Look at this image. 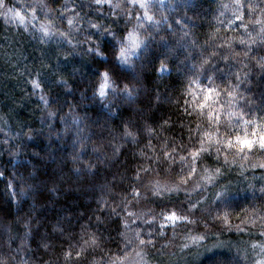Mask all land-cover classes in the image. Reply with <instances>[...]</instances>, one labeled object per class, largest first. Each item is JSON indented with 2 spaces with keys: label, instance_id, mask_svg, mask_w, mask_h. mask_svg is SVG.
I'll return each mask as SVG.
<instances>
[{
  "label": "trees",
  "instance_id": "obj_1",
  "mask_svg": "<svg viewBox=\"0 0 264 264\" xmlns=\"http://www.w3.org/2000/svg\"><path fill=\"white\" fill-rule=\"evenodd\" d=\"M40 1L34 23L51 35L16 25L44 49L24 80L0 82V262L169 264L188 250L184 264H251L264 245V150L206 142L195 164L191 154L205 132L264 126V0H163L141 26L125 6ZM134 28L144 43L124 67L119 42ZM207 88L219 124L193 110Z\"/></svg>",
  "mask_w": 264,
  "mask_h": 264
},
{
  "label": "rangeland",
  "instance_id": "obj_2",
  "mask_svg": "<svg viewBox=\"0 0 264 264\" xmlns=\"http://www.w3.org/2000/svg\"><path fill=\"white\" fill-rule=\"evenodd\" d=\"M159 1H163V0H99V2L98 0H94L97 6L107 7L111 10L122 9V7L125 6L128 12L133 11L134 26L137 25L141 26L144 23L152 22V18L148 19V17H151L148 11L153 3ZM36 2L41 4L40 0H11L9 5H5L3 2L4 6H0V21H2V24L7 25L0 27V82H4L5 79L8 82L12 81L11 84H14L15 86L16 80L17 81L24 80L25 78H23L22 75H23V70H25L24 67L26 66L25 63H26V59H28L27 57L38 56L39 55L38 51L40 52L42 49H44L31 45L32 39L30 35L34 32V28L23 29L16 25L22 26L28 24V25L36 26L39 23L36 29H38V31H40L42 34H45L46 36L51 35L50 30L45 23L43 22L34 23L35 20L37 21L34 15ZM141 3H144L146 6L141 7L140 6ZM7 9H12L14 12H19L20 15L24 17L23 23L20 22L19 18L14 17L12 13H8ZM8 25H11L12 27H9ZM130 32L134 33L137 39L141 43H140V47L135 50V55H131L129 57V64L128 65L121 64L124 67H128L130 65L131 59L136 56V54L142 48V45L144 43L142 37L135 28L128 31V33ZM128 33L124 36L122 41L119 42V48L122 46V43H127L125 38L128 36ZM27 61H29V59ZM19 66L20 69L18 68ZM108 89L109 87L105 89V93ZM10 98L11 96L8 95L7 99L9 101L11 100ZM25 98L26 96H24L22 99L25 100ZM13 104L14 102L12 103V105ZM170 215L172 214H167L163 218L165 225L173 224L175 222L180 221V218L176 215H175L177 217L176 219L173 220L167 219V217ZM196 241L197 242L201 241V239ZM190 245H195V243L189 244V247ZM207 247H203V248L207 249L205 250L206 253H209L208 250H212V248H215L216 246L215 247L207 246ZM258 247L259 248L256 247L253 250L254 253H252L253 256L251 257L252 258L251 264H264V245ZM193 252L195 251L186 250L184 253L180 254L181 251H179L176 257L172 259V261L169 264H184L183 259L190 256ZM135 264H146V263L143 261H137Z\"/></svg>",
  "mask_w": 264,
  "mask_h": 264
},
{
  "label": "snow or ice",
  "instance_id": "obj_3",
  "mask_svg": "<svg viewBox=\"0 0 264 264\" xmlns=\"http://www.w3.org/2000/svg\"><path fill=\"white\" fill-rule=\"evenodd\" d=\"M99 2V0H98ZM0 6H4L3 0H0ZM118 6V5H117ZM141 7H145L146 5L144 3L140 4ZM8 13H12L14 17L19 18L20 22L23 23L24 17L20 15L19 12H14L12 9H7ZM239 19V17H237ZM148 19H151V17H148ZM69 23L71 24L72 21L69 20ZM127 43H122V46L119 48V54L117 55L116 59L119 61L120 64L122 65H128L129 64V57L131 55H135V50L140 47V41L137 39L136 35L132 32L128 33V36L125 38ZM243 43V41H242ZM163 71V69H161ZM102 77V82L99 86V95L101 97L105 96V89L111 86V82L109 80V72L108 71H103L100 73ZM125 91H127V87L125 86ZM201 97L202 99L200 100L199 103H196L195 108L193 109L194 111L199 109L203 110L205 108H208L207 116L210 122H214L216 124H219L220 120V114L218 110H214L209 103L210 101L213 100V96H218L219 94L212 88H207V89H201ZM193 96H195V93H192ZM231 95V93H229ZM215 112V114H214ZM202 114V111H201ZM260 130L257 131V128H253L252 133H251V138L249 137L248 133H245L243 136L237 134L235 136H228L226 138L220 137L216 138V133H209L205 132L203 135L206 137V140H201V147L197 149L196 151L192 152V158H193V164H195L196 158L198 157L200 152H207L209 150V147H205V143L208 142L209 146H211V143H216L223 145L224 149H231V148H236L238 151H242L243 149L247 148L248 150H251L254 145L258 144L259 148L261 150H264V126H259ZM218 152H220V149H217ZM165 155L167 156L168 153L165 152ZM247 154L245 153V156ZM184 157H181V160H183ZM227 160V157H225ZM261 167H264V164L260 165ZM217 173H219V168L215 170ZM195 172V167H193L189 173L188 177L190 178L192 174ZM205 172H207V169H205ZM212 175H208L205 177V179L211 181ZM182 182L186 183V180H182ZM199 187V185H197ZM171 191L172 189H168ZM139 191L136 190V195L139 196ZM155 195L159 194V191L154 192ZM221 193H217V196H221ZM195 207V205H193ZM128 215H132V213H128ZM177 217L173 213L172 215L168 216L167 219L173 220L176 219ZM225 223H227V218L225 215ZM196 239H202V237H197ZM150 242V241H149ZM141 244L144 243L143 240L140 241ZM2 264V262H0Z\"/></svg>",
  "mask_w": 264,
  "mask_h": 264
}]
</instances>
